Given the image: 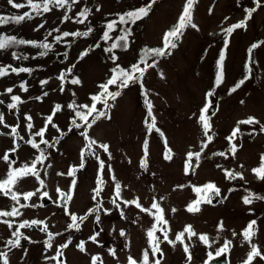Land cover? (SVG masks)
<instances>
[{"label": "rangeland", "instance_id": "1", "mask_svg": "<svg viewBox=\"0 0 264 264\" xmlns=\"http://www.w3.org/2000/svg\"><path fill=\"white\" fill-rule=\"evenodd\" d=\"M16 2L26 3V0ZM148 2L150 0H78V3L72 5L71 11L53 8L32 20L0 26V35H14L37 42H42L52 32L48 42L53 44L46 56L39 55L42 49L23 45L24 49L19 55L27 56L26 60L14 59L10 49L0 50V66L32 69L31 73L19 74L9 70L8 75L0 77V100L4 102V124H0L3 130L0 157L7 152L9 159L14 162V168L31 165L40 153L26 141L34 139L40 143L41 138L34 136V133L41 128H46L44 139L54 145L49 148L40 144V148L45 149L47 159L43 166L37 165L41 170L40 178L45 182L41 191L48 192L46 198L51 199V202L45 204L40 193L28 201H24L21 195V203L35 206L20 209L21 216L4 217L12 222L11 229L0 223V251L8 253L9 264H58L52 257L56 256L58 247L69 238L72 243L64 248V258L58 259L59 264H91L92 256L100 257L97 264H101V261L102 264H129V257L141 264L146 249H149L148 264H154L157 254L155 257L151 254L147 238V231L153 226L154 220L135 205L123 203L124 200L134 199H138L143 208H150L153 202L159 203L168 221L166 227L169 239L174 240L186 226H192L197 236L189 239L185 233L183 238L194 257L190 264H203L208 253L216 254L225 241L232 242L228 250L231 264L246 260L251 245L244 240L242 232L252 220L257 223L251 243L257 245L264 254V199L255 198L264 197V180L253 172V169L260 167L261 156L264 155V132L260 131V125H241L240 133L232 141L237 147L235 156L229 151L230 144L226 139L240 120L255 117L264 124V43H259L264 42V0H260V7L252 13L250 19L247 10L256 7L255 0H195L192 21L197 29L190 26L185 29L172 55L161 58L156 68L145 72L143 86L130 85L122 90L116 101H110V119H101L90 129H73L68 132L74 117L68 105L73 102L91 105V96L98 93V86L110 78L111 69L116 66L109 59L112 53L105 49L110 47L112 38L117 34V24L110 30L113 37L105 40L107 24L116 21L113 19H117L118 14L142 7ZM185 3L186 0H157L146 17L135 24H127L132 29L128 37L129 47L127 50L113 49L119 57L116 63L125 69L130 68L139 61L145 46L162 47L164 33L178 22ZM85 8L90 9L87 20L83 24L77 23V13ZM26 11L31 9H14L7 0H0L2 15H19ZM65 14L71 19L65 21ZM242 20H247V26L236 29L227 37L228 45L225 49L223 29ZM40 24H44V27L34 30ZM57 28L59 32L55 31ZM88 28L92 31L87 37L69 36L59 43L54 40L56 35L65 31L84 32ZM254 43H259V47L252 51L250 60L248 50ZM97 44L100 46L96 47ZM86 50L88 55L81 59V53ZM222 50L225 52V78L210 98L212 103L218 105V109L212 115L207 114L211 124L209 135L213 136V140L203 149L199 161L193 157L194 170L190 168L185 173L187 152L201 151V142L206 140L201 125L197 123V116L193 114L203 107L206 93L213 87L216 63ZM148 62L151 63V60ZM246 66L250 67V73ZM69 68L71 73L61 91L62 82L58 77ZM74 77L81 81L79 85L70 84L69 81ZM241 79L245 83L236 92L229 94V90ZM41 81L47 83L42 85ZM21 83L26 85L27 91L20 88ZM7 88H12L13 92L7 93ZM109 90L117 89L116 86H110ZM145 90L148 92L147 99L153 104L156 127L163 136L155 130L151 134L147 132L144 124L147 115ZM45 92L47 96L43 95ZM12 95L20 96L23 102L18 104L17 109L10 110L7 105L12 103ZM57 104L61 105V110L55 112L52 123H46L47 116L53 113ZM102 107L98 102L97 108ZM27 116L32 117L31 132L26 126L29 123ZM77 122L80 123L79 120ZM53 124L67 134L61 137ZM13 127L17 128V136L11 134ZM82 130H86L88 136L98 143L108 144L112 154V158L108 159L107 153L93 146L100 159L105 161L102 173L104 183L96 200L92 197L97 187L98 161L85 153L84 167L79 168L81 150L87 144L79 135ZM18 139L21 140L19 144ZM165 139L172 150L171 160L164 159ZM145 140L148 142V155L147 167L143 168L141 161L144 159ZM219 152L226 153V157L213 155ZM49 164L51 167H48ZM73 168L76 169V185L71 189L72 199L67 202L65 209L58 202L57 189L70 190L73 177L67 173ZM8 169V163L0 159V179L6 178ZM225 169L234 175L239 173L243 179L240 175H236L235 179L227 178ZM112 175L121 184V198L117 200L121 205L119 209L111 204V198L115 195ZM208 183L220 189L218 199L214 200L215 196L211 204L202 202L199 212H188L187 206L205 195L203 191L197 194L194 188H203ZM179 185L184 187L180 188ZM40 187L35 177L26 176L17 181L13 191L23 194L35 192ZM249 193L253 194V199L246 205L243 197ZM13 203L9 197L0 194V210H11ZM98 203L102 204L98 213L99 222L96 221L97 213H92L81 223L79 231L68 228L71 214L84 216ZM105 209L109 211L105 212ZM173 209L176 211L173 212ZM121 211L124 212L123 217ZM24 220L44 221L49 232L61 235L54 236L52 247L48 248L45 246L48 239L45 232L35 226L22 228L19 229L23 234L21 245L12 248L8 241L15 239L12 232ZM221 221L224 229L218 232ZM121 231L125 233L124 236L120 235ZM96 233H99L97 242L89 240ZM200 234L208 235L210 247L199 240ZM155 235L162 241V264H185L187 254L181 243L177 242L173 247L163 240L160 231ZM24 236L29 239H24ZM80 241H85L84 252L76 247ZM113 249L115 255L111 254L110 250ZM252 264H264V260L258 256Z\"/></svg>", "mask_w": 264, "mask_h": 264}, {"label": "snow or ice", "instance_id": "2", "mask_svg": "<svg viewBox=\"0 0 264 264\" xmlns=\"http://www.w3.org/2000/svg\"><path fill=\"white\" fill-rule=\"evenodd\" d=\"M8 4L11 5L12 8L14 9H21L28 7L31 9V11H26L23 14L19 15H2L0 14V26L8 25V24H20L21 22L27 20H32L36 16H42L44 13H48L53 10V8H58V9H65L66 12L71 11V7L73 4L78 3V0H26V3H17L16 0H7ZM157 2V0H150V2L146 3L144 6L135 8L133 10L127 11L126 13L122 14L119 16V23L120 24H135L137 21L142 20L144 17H146L149 12L152 9V6ZM195 3V0H186L185 6L183 8L182 13L179 16L178 22L174 24L168 31H166L163 35L162 38V47H156V48H144L142 49V54L139 58V61L137 63H134L130 66V68H123L119 64L116 63V61L119 59V57L113 52V49L116 48H123L127 50L129 47L128 43V37L132 34V29L131 28H126L124 29V34L119 37L117 42L113 43L110 45V47L106 48L105 51L112 53V55L109 57V59L112 60V62L116 65L114 68L111 69L112 75L110 78L105 82L102 83L98 86L99 91L97 94L91 96V105L88 104H75L73 102L72 104H69L68 107L72 109L74 113V117L71 120V126L68 128V132H71L73 129H90L93 125L97 123V121L101 119H110L111 117L108 114V110L112 107V104L110 101L114 102L116 99L121 96L122 90L127 89L130 85L133 84H140L143 86L142 81L143 77L145 75V72L150 69V68H156L157 65L160 62L161 58H164L165 56H171L172 55V50L176 49L179 46V42L181 41L184 31L186 28L189 26L193 29H197V25L193 23L192 21V11H193V5ZM256 7L255 8H250L247 10V17L250 19L252 16V13L256 11L257 8L260 7V0H255ZM90 13V9L85 8L84 10L80 11L77 13V19L76 22L83 24L85 20H87L88 15ZM35 14V15H33ZM63 19L65 21L71 19L68 15H64ZM227 19V18H226ZM117 24V21H112L107 24V29L108 30H113ZM247 26V20H242L238 23L232 24L229 27H226L223 29V34L226 37L225 39V49L227 48L228 45V40L227 37L231 36V34L236 30L240 28H244ZM44 24L38 25V27L34 30H39V28H43ZM56 32H59L60 30L57 28L55 29ZM92 31L91 28H88L87 31L84 32H63L60 35H56L54 37V40L59 43L63 38L69 37V36H83L87 37L89 33ZM48 36H52V32H49L47 36L44 37V40L42 42H37L34 40H26L23 38H17L14 35H0V50H6L9 48L13 47H18L21 45H31L33 47H37L39 49H43V51L39 52L40 56H46L48 54V51L53 48V44L48 42ZM104 39L108 40L110 39L108 32L106 31L104 33ZM259 43H264V42H259ZM259 43H254L252 46L249 48V59L251 60V53L254 49L259 47ZM100 45L97 44L96 47H99ZM67 55V53H65ZM88 55V51H84L81 53V59L83 57ZM12 56L16 60H21V59H28L27 56L23 55H18L16 52L12 53ZM151 60V63L148 61ZM225 52L222 50L219 58L216 63V73H215V79H214V84L213 87L210 91L206 93V100L203 105L199 109L198 113H194V116H197V123H199L202 127L203 131V136L206 138V140L201 142L200 148L201 151L197 152H192L189 151L187 152V158L185 161V173L188 172L190 168L194 170V166L192 164L193 157L197 161H199L203 149L208 147V143L213 140V136L209 135V132L211 131V124L209 122V117L208 113L210 108L213 106L211 97L215 95V90L219 88L222 83L224 82L225 78ZM141 65H144V67H141ZM75 65H73L74 67ZM247 71L250 73L251 69L250 67L246 66ZM9 70L11 73H31L32 69L27 68V67H13L11 65L8 66H0V77H4L9 74ZM71 73V68L67 69L66 72H62L58 79L62 82L61 83V91H63V83L66 81V78L68 74ZM161 77H163V73H160ZM70 84L72 85H79L81 81L78 78H72L70 81ZM47 81H41V84H46ZM245 83L244 79H241L238 81L230 90L229 94L234 93L239 89L243 84ZM110 86H116L115 91H110L109 88ZM20 88L23 91H27V87L24 83L20 84ZM7 93H12L13 89L12 88H7L5 90ZM44 96H47L48 93L45 92L43 94ZM75 95V93H73ZM144 95L146 97L145 99V104L147 107V115L144 121V124L146 126L147 132L151 134L153 130L157 132L160 136H163V133L160 131L159 128L156 127V117L153 114V104L150 100L147 99L148 92L145 90ZM37 99H40V97H37ZM12 103H9L7 107L11 109H17L18 104L22 103L23 101L21 100V97L18 95H12L11 96ZM101 103L103 105L102 108L98 109L97 108V103ZM4 102L0 100V104H3ZM243 103V101H241ZM61 110V105H56L53 113L46 118V123H52L53 121V116L55 115V112ZM91 118V120L89 119ZM26 119L29 121L27 123V129L31 132L33 125L30 122L32 117L27 116ZM77 120L80 121V123L77 122ZM0 124H4V114L0 112ZM241 125H260V131L264 132V124H261V122L256 119L255 117H248L245 120H240L237 122L236 127L232 131L231 135L226 137V139L229 141L230 144V149L229 151L233 156H235L237 147L236 144L232 143V141L237 138L238 134L241 131L240 126ZM57 129L58 132H60L61 137L66 135L67 133L62 132L58 126L55 124L52 125ZM7 127V125H5ZM18 127V126H17ZM45 131L46 128H41L39 131H36L34 133V136L40 137V143H37L34 139H30L26 141V143L31 144L32 148L37 149L39 151V155L35 157V159L31 162V165L29 164H24L21 167L14 168L12 167V164L14 163L9 159V154L6 152L0 159H3L5 162L8 163L9 169L6 173V178L0 179V194H2L5 197H9L11 201H13V205L11 207V210H0V217H18L22 215V212L20 209L23 208H28V207H34L35 205H29L27 203H21V195L23 196L24 201L30 200L33 196H36L37 193H40L41 198L43 197H48V192L47 191H41L42 188L45 187V182L40 178L41 170L37 168V165L43 166L44 161L47 159L45 156V149L40 148V144L47 145L49 148L54 147L53 144H49V141L44 139L45 136ZM3 134V133H0ZM11 134L13 136H17V128L13 127L11 129ZM251 134V133H250ZM79 135L82 136L86 141L87 144L85 145V148L81 150V163L79 165V168L84 167V161L83 158L85 156V153H87L90 156H94L96 160L98 161V166H99V171H98V179H97V187L94 189V195L92 197L93 200H96L97 197L100 196L102 188L101 185L104 183V180L102 178V173L105 168V161L103 159H100V156L97 154V152L94 150L93 146L96 145L99 149H102L103 152L107 153L108 159L112 158V154L109 151V145L105 143H98L96 140L91 139L88 136V132L86 130H82L79 132ZM20 139H24L23 137H20ZM58 142V141H57ZM147 148H148V142L145 140L144 142V159L141 161V167L146 168L147 167ZM164 159L165 160H171L172 159V150L168 147L167 140H164ZM11 151H15V149H12ZM213 155H219V156H225L226 153L224 152H219V153H213ZM198 166V164L196 165ZM48 167H51L49 164ZM241 167H243L241 165ZM109 170H111L109 168ZM225 175L227 178L230 179H235L236 175H240L239 173L233 174L232 172H229L227 169L224 170ZM253 172L257 175V177L261 180H264V155L261 156V164L260 167L253 169ZM75 173L76 169H70L69 172L67 173L68 176L73 177L72 182H71V188L68 192H62L59 189H57L59 193V200H63L65 203L61 204L60 206L67 209V202L71 201L72 199V192L71 189H74L76 185V180H75ZM58 175H63L62 173H59ZM26 176H32L35 177V179L39 182L40 188H37L35 192L29 191L26 193H18L16 191H13L14 185H16L17 181L20 178L26 177ZM240 178L243 179V176L240 175ZM112 180L115 181V195L113 196L111 200V204L114 205L117 209L121 207L119 203H117V200L121 198V184L116 181V177L112 175ZM178 187L183 188V185H179ZM194 191L199 194L202 191L205 193V195L200 198L195 200L192 204L187 206V211L190 213H195L200 211V204L202 202H206L208 204H211L213 201V198L215 196H218L220 194V189L217 188L213 183H208L203 188L200 187H195ZM256 199H264V197H255ZM253 199V194L249 193V195H246L243 197V202L247 205L252 202ZM123 203L125 205H135L136 208L140 209L141 212H146L150 216H152L154 220L153 226L147 231V238H148V244L149 248L151 251V254L155 257L157 253L161 252L160 244L161 240L159 237L155 235L157 231H160L163 234V240L167 241L169 245H172L175 247V244L177 242L181 243L183 245V250L187 254L186 259L189 261V264L191 262V253L189 251V246L184 243V236L185 233H187L189 239L192 237L197 236V233L193 230L191 225H188L185 227V229L181 232H179L176 236L175 239H169L168 236V228L166 227L168 224V221L164 218L163 215V209L160 207L159 203L153 202L151 204L150 208H143L141 204L139 203L138 199L134 200H124ZM102 207V204L98 203L95 208H91L88 210V213L84 216L77 217L75 214L70 215V220L71 222L68 225L69 229H74L76 231L80 230L81 223L85 221L88 218V215H91L92 213H97L96 215V221L99 222L100 216H99V211L100 208ZM153 210H155L153 212ZM108 209H105V212H108ZM173 212L176 210L173 209ZM67 214V213H66ZM121 217L124 216V212L121 211L120 213ZM0 223H4L8 226L9 229L13 227L12 222H10L8 219H3L0 220ZM256 220H252L248 223L247 227L245 230L242 232V236L245 241H247L251 245V250L247 254L246 260L243 262V264H252V261L255 257H260L262 260H264V254H262L258 248L257 245L252 244V236L255 234L254 226L256 225ZM41 225H43L41 227ZM37 227L39 228L40 231L45 232L48 236V239L45 241V246L48 248L52 247V241L54 239V236H59L61 233H51L48 231V225L41 220H24L22 223L18 225V228L16 231L12 232V236L15 237L14 240L8 241V244L12 248H17L20 247L21 245V237L23 234L19 231V229L26 228V227ZM224 229L223 222L221 221L218 225V232L222 231ZM233 236L236 235L235 232L232 233ZM99 233H96L92 236L89 237V240L92 242H97V236ZM121 236H124L125 233L123 231L120 232ZM24 239H29V237L24 236ZM199 240L203 242L204 245L210 247V241L209 237L206 234H200L199 235ZM72 243L71 238L67 240L66 243L61 244L60 248H67L68 245ZM231 241H225L223 244V247L218 249L216 251V255L219 256L221 253H227L231 246ZM76 247L81 251H85V241H80ZM112 255H115V250H110ZM63 253L58 249L56 256L52 257V259L57 260L59 264L58 258L61 257ZM208 256L211 257L212 253L209 252ZM100 260V257L98 256H92L91 257V264H97V261ZM149 262V249H146L143 254H142V261L141 264H148ZM0 264H9L8 260V253L5 251H0ZM102 264V261H101ZM129 264H137L135 260H133L131 257H129ZM154 264H161V261L159 259L154 260Z\"/></svg>", "mask_w": 264, "mask_h": 264}, {"label": "trees", "instance_id": "3", "mask_svg": "<svg viewBox=\"0 0 264 264\" xmlns=\"http://www.w3.org/2000/svg\"><path fill=\"white\" fill-rule=\"evenodd\" d=\"M120 15H122V13L120 14ZM119 14H118V16H117V19H113V20H116L117 21V29H118V31H117V34L113 37L112 36V31H110V30H108V33H109V37L110 38H112V44L113 43H115V42H117V40L119 39V37L121 36V35H123L124 34V29H126V28H130V26L129 25H125V24H120L118 21H119V16H120ZM23 45H21V46H18V47H13V48H9L12 52H16L18 55L22 52V49H24L23 47H22ZM154 48V47H151L150 45H148V46H145L144 48ZM117 50H120V49H123V48H116ZM42 51H43V49H42ZM141 53H142V50H141ZM23 56H25V55H23ZM0 112H2L3 113V106H2V104H0ZM1 219H3L4 217H0Z\"/></svg>", "mask_w": 264, "mask_h": 264}, {"label": "water", "instance_id": "4", "mask_svg": "<svg viewBox=\"0 0 264 264\" xmlns=\"http://www.w3.org/2000/svg\"><path fill=\"white\" fill-rule=\"evenodd\" d=\"M213 106L210 108L209 112L210 113H214L216 110H217V104H212ZM0 133H1V130H0ZM17 143H20V141H17ZM64 192V191H62ZM47 202H49V200H46ZM63 203L64 201L61 200ZM61 251V249H60ZM228 261H227V253H223L222 255L214 258L212 261H208L207 264H227Z\"/></svg>", "mask_w": 264, "mask_h": 264}, {"label": "flooded vegetation", "instance_id": "5", "mask_svg": "<svg viewBox=\"0 0 264 264\" xmlns=\"http://www.w3.org/2000/svg\"><path fill=\"white\" fill-rule=\"evenodd\" d=\"M160 256H161V257H157V259H159V260L161 261V264H162V262H163V253H162V255L160 254ZM214 256H216V254L212 255L211 258L214 257ZM191 257H192V259H191V262H192V260H193L194 257H193L192 255H191ZM208 258H209V257H206V259H208ZM206 259H205V260H206ZM244 261H245V260H244ZM244 261H240L238 264H243ZM191 262H190V263H191ZM185 264H189V261H188L186 258H185ZM230 264H231V262H230Z\"/></svg>", "mask_w": 264, "mask_h": 264}]
</instances>
